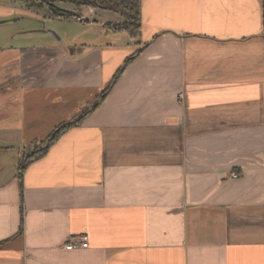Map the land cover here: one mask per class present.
<instances>
[{
	"label": "crops",
	"instance_id": "0c3cea01",
	"mask_svg": "<svg viewBox=\"0 0 264 264\" xmlns=\"http://www.w3.org/2000/svg\"><path fill=\"white\" fill-rule=\"evenodd\" d=\"M69 11L114 41L1 53L0 264H264L261 0H141L137 37ZM79 234L89 247L66 251Z\"/></svg>",
	"mask_w": 264,
	"mask_h": 264
},
{
	"label": "rangeland",
	"instance_id": "374dc122",
	"mask_svg": "<svg viewBox=\"0 0 264 264\" xmlns=\"http://www.w3.org/2000/svg\"><path fill=\"white\" fill-rule=\"evenodd\" d=\"M60 8L69 11L72 9L71 3H56ZM77 7H80L76 5ZM103 9V8H99ZM72 12V11H70ZM80 13L76 18H81ZM120 21L113 22V20L106 23L110 29L120 28L128 26L133 30L137 27V21L129 22L128 19L120 14ZM75 17H60L53 14L46 4H42L35 0H0V65L2 64L1 53L5 49L20 47V44H27L32 46L48 47L52 44L54 47L62 48L69 47V44L73 45L69 50L71 54H79L83 51V46H99L103 42H113L109 30L105 27L89 26L87 22H80ZM133 24V25H132ZM121 40L129 39L125 34L121 36ZM121 42V41H116ZM75 45V46H74ZM63 49V48H62ZM67 50V47H66ZM82 73V72H81ZM2 71H0V76ZM94 75V76H93ZM97 74H92L96 77ZM3 85H0V102L2 100ZM99 100H92L90 104H85L80 107L78 114L74 119H77L85 111L91 109L95 103ZM2 105H0L1 107ZM1 111V109H0ZM8 140V139H7ZM14 144L13 141H6ZM10 143V144H11ZM41 147V142H36L25 149V152H30L35 147ZM15 154L14 149L8 153L9 163L13 162L12 167L15 168L17 163H14L13 156ZM3 155L7 156V153L3 152ZM2 155V156H3ZM20 163V162H19ZM15 165V166H14Z\"/></svg>",
	"mask_w": 264,
	"mask_h": 264
},
{
	"label": "trees",
	"instance_id": "16d2710c",
	"mask_svg": "<svg viewBox=\"0 0 264 264\" xmlns=\"http://www.w3.org/2000/svg\"><path fill=\"white\" fill-rule=\"evenodd\" d=\"M42 4H46L50 11L55 14L56 16L60 17H74L76 16L75 13L64 10L56 5V3H71L78 6H88L93 8H103L105 10H109L115 13H118L128 19L129 22H133L134 20L137 21V27L135 30L132 28L125 26L120 28H115V31L127 32L132 37H137L142 28V11H141V0H35ZM262 4V21H263V35H264V0H261ZM133 25V24H132ZM128 57L125 61L124 65L115 73L114 77L112 78L111 82L108 86L100 93L99 100L92 108L98 106L101 99L105 97L109 89L113 86L117 78L122 74L128 64L133 60L134 56ZM90 109L85 111L81 114L77 119L72 121H65L58 124L54 130L50 133V135L42 141V146H36L30 152H25L22 154L20 159V163L18 169L22 173L26 167L32 163L33 161L42 157L48 150V148L66 131L71 129L72 127L77 126L82 119L89 113ZM34 144V143H33ZM36 144V142H35Z\"/></svg>",
	"mask_w": 264,
	"mask_h": 264
},
{
	"label": "built area",
	"instance_id": "2783aa9c",
	"mask_svg": "<svg viewBox=\"0 0 264 264\" xmlns=\"http://www.w3.org/2000/svg\"><path fill=\"white\" fill-rule=\"evenodd\" d=\"M233 178L240 176V173H231ZM89 247V237L87 234L71 235L68 241L64 245L66 251H72L75 249H86Z\"/></svg>",
	"mask_w": 264,
	"mask_h": 264
},
{
	"label": "water",
	"instance_id": "95a60500",
	"mask_svg": "<svg viewBox=\"0 0 264 264\" xmlns=\"http://www.w3.org/2000/svg\"><path fill=\"white\" fill-rule=\"evenodd\" d=\"M3 22H5V21H3V20H2V21H0V23H3Z\"/></svg>",
	"mask_w": 264,
	"mask_h": 264
}]
</instances>
